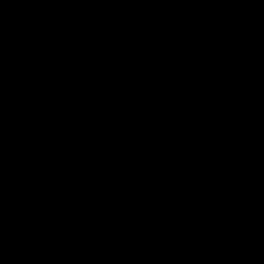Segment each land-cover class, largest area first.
<instances>
[{
	"label": "trees",
	"instance_id": "obj_1",
	"mask_svg": "<svg viewBox=\"0 0 264 264\" xmlns=\"http://www.w3.org/2000/svg\"><path fill=\"white\" fill-rule=\"evenodd\" d=\"M0 264H264V0H0Z\"/></svg>",
	"mask_w": 264,
	"mask_h": 264
}]
</instances>
